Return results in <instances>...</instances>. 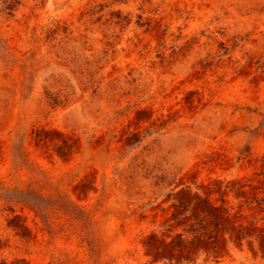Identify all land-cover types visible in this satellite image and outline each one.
<instances>
[{"label": "rangeland", "instance_id": "obj_1", "mask_svg": "<svg viewBox=\"0 0 264 264\" xmlns=\"http://www.w3.org/2000/svg\"><path fill=\"white\" fill-rule=\"evenodd\" d=\"M0 264H264V0H0Z\"/></svg>", "mask_w": 264, "mask_h": 264}]
</instances>
